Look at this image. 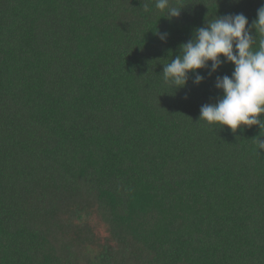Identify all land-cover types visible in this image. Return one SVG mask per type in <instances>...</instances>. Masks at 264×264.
<instances>
[{"label": "trees", "instance_id": "obj_1", "mask_svg": "<svg viewBox=\"0 0 264 264\" xmlns=\"http://www.w3.org/2000/svg\"><path fill=\"white\" fill-rule=\"evenodd\" d=\"M180 3L169 21L155 0H0V264H264V129L199 120L233 64L162 74L264 0Z\"/></svg>", "mask_w": 264, "mask_h": 264}, {"label": "clouds", "instance_id": "obj_2", "mask_svg": "<svg viewBox=\"0 0 264 264\" xmlns=\"http://www.w3.org/2000/svg\"><path fill=\"white\" fill-rule=\"evenodd\" d=\"M185 5L180 0H155V9L162 13L159 19L169 21L180 17ZM143 10L152 9L144 4ZM154 33L164 42L169 35L160 32L157 24ZM229 62L234 66L231 76L216 77L215 87L222 90V95L215 103L201 106L199 120L227 125L233 132L241 126L258 125L260 130L264 129V5L251 24L243 13L207 19L205 26L197 27L192 38L179 45L178 55L162 63L163 80L180 89L186 87L191 76L198 85L205 79L199 69H207L211 76ZM261 136L264 135L255 137L258 149H264Z\"/></svg>", "mask_w": 264, "mask_h": 264}]
</instances>
